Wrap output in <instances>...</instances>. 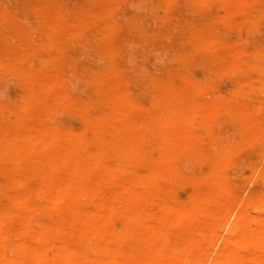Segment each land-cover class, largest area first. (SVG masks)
I'll return each mask as SVG.
<instances>
[{"label": "bare ground", "instance_id": "1", "mask_svg": "<svg viewBox=\"0 0 264 264\" xmlns=\"http://www.w3.org/2000/svg\"><path fill=\"white\" fill-rule=\"evenodd\" d=\"M31 1L32 5H37L35 0ZM185 1L188 2V6L180 7L178 0H145L149 7L154 8L155 5L160 9L151 15L164 24L158 30H152L149 22L137 14H120V11L111 9L106 13L107 22L76 24L77 31L72 33L67 43L54 38L55 33L64 27L59 21L50 20L43 13L35 12L32 17H38L43 24L40 39L35 41L28 33L19 42L26 55H36L39 60L34 67L35 71L43 70L50 62L46 51L53 49L64 52L72 46L89 43L103 46V58L111 67H120L113 58L114 54L118 53L123 59H128L130 53H133L141 67L149 71L154 70L156 61H165L166 71L170 75L177 73L176 68L180 63L184 65V72L188 73L191 68L187 62L188 56L200 52H209L207 61L211 66L216 65L222 70L226 68L223 62L226 54L233 56L236 59L235 63L244 60L242 55L245 50L231 47L222 50L218 46L219 41H210L200 31L202 24L197 14L201 9L211 7L214 2L227 3L243 13L255 8L256 4L252 0ZM170 11L178 12L176 18L169 15ZM69 12L70 9L60 11L58 19L66 20L67 23L70 21V24L75 23L69 18ZM187 13L195 15L188 17ZM261 14L264 17V10ZM120 15L124 19L121 20ZM230 16L231 11L228 8L224 12L218 11L212 23L235 28L236 23ZM4 24L0 23V29L4 28L6 25ZM121 24L127 25L129 30L121 35L122 45L116 47L111 43L115 32L108 30L115 29ZM14 32L16 33L15 29ZM191 33H196V37H190ZM37 42L38 45L35 44ZM12 59V62L25 66L30 63L29 60L22 61L17 57ZM80 62L77 58L73 60L74 65ZM248 66L253 68L255 64H247V61H244L241 69ZM102 70V67H88L85 75H82L85 82L93 83L94 91L90 100L84 104L77 103L62 93L63 86H59L62 76L55 75L51 80H43L42 90L35 88L18 109L11 110L13 114L8 117L0 114V158L12 156L18 161V169L26 173L29 181L30 178L41 177L38 194L43 200L40 208L42 214L47 213L46 200L52 201L54 207L62 201H67L71 208V214L63 218L60 225L42 227L36 224L32 207L25 201L23 203L25 210L19 218L28 241L22 236L14 237L15 246H10L13 248V258L7 257V249L0 244V264H6L5 260L10 264H201L192 263L187 255L201 247L198 239L190 232L197 230L200 237L207 240L218 231L216 228L219 221L229 210L228 204L233 195L226 186L227 178L223 167L221 168L215 161L211 163V170L218 174L216 191L214 196L209 194L202 196L203 205L192 202L187 205L162 195L161 192L168 189L170 182L181 184L188 181L180 172L182 170L176 162V155L182 153L206 155L211 152H208L206 145H217L223 150L225 141L207 134L197 135L193 128L197 125L205 127L206 114L209 112L218 117L232 114L236 111L235 103L221 98L209 105L195 102L192 108H184L179 104L181 102H177L181 93L155 76L149 80L153 87L150 104L137 101L130 93L109 96L104 90L105 83L97 79L98 73ZM73 74L81 76L77 72ZM188 84L190 94H196L200 88L197 80L191 76ZM203 87L216 89L213 83H206ZM48 92L53 93L50 107L45 104ZM58 109L75 115L81 120L82 129L73 127L61 129L46 124L37 126L27 121L35 114L46 112L49 113L50 120H54V113ZM133 111H139L141 117L134 118ZM140 130L144 132L140 133ZM250 130L248 134H251ZM255 136L247 137L245 141L237 139L228 143L227 155L238 154L242 148L240 143L250 144ZM224 154L226 155L225 152ZM28 161H33L31 168L25 166ZM0 171L5 170L0 168ZM141 171L147 172L145 178L140 175ZM99 172L106 175L105 186L114 187L118 195L107 192L98 185L94 175ZM126 176L130 178H123ZM27 185L28 188H32L30 183ZM146 204H150L152 212L142 216V209ZM84 205L90 210L83 209ZM249 206L247 203L237 212L236 219L229 225V236L223 239L221 251L210 264H264V215L253 216ZM125 209H128V212L124 216V224L121 223L122 228L119 229L112 223V217L124 215ZM137 223L148 227L142 236L130 228ZM175 223L182 226L178 232L171 230V225ZM7 235L0 224V238ZM69 236L81 239L86 248L84 250L71 248L68 245ZM216 237L218 238V235ZM124 238L139 239L152 246L151 251L149 246L147 252L141 247L125 249L120 243ZM95 240L102 242L98 245L99 249L95 248L93 243ZM171 242L177 243L173 246ZM168 243L173 247H169ZM201 250L203 252V249ZM95 251L105 255L106 260L96 258L93 255Z\"/></svg>", "mask_w": 264, "mask_h": 264}, {"label": "rangeland", "instance_id": "2", "mask_svg": "<svg viewBox=\"0 0 264 264\" xmlns=\"http://www.w3.org/2000/svg\"><path fill=\"white\" fill-rule=\"evenodd\" d=\"M35 1L37 5L34 6L31 0H0V23L4 22L6 24H4L3 29H0V114H3L4 117L13 114L11 110L18 109L35 88L42 90L43 80H51L55 75L62 76L59 84V86H63L61 88L62 93L77 103H86L94 93L92 90L93 83L85 82L82 79V75H85L88 67L93 66L103 68L98 73L97 79L105 83L104 90L109 96H121L130 93L137 101L150 104L152 102L153 87L149 83V80L155 76L158 80L169 83L171 87L181 93L180 97L177 98V102H181L179 104L184 108H192L195 102H202L209 105L214 100L221 98H224L227 102L235 103L236 111L232 114L218 117L209 112V114H206V125L208 128H206V125L205 127L204 125H197L193 128L197 135L207 134L210 137L220 138L225 141L223 150H220L222 148L217 145H206L208 152L211 151L209 154L192 155L182 153L176 155V162L182 170L180 172L184 174L188 181L181 184L170 182L168 183V189L161 192L162 195L172 197L176 201L187 205L191 204V202L203 205L204 203L201 201L202 196L204 194L214 196L216 191V178L218 174L211 170V163L215 161L221 168L223 167L225 177L227 178L226 186L233 195L231 202H229L230 204H228L230 205L229 210L224 214L221 221H219L220 223L216 228L218 231H215L216 234H213L214 237L213 235L208 237L210 240H203L197 230L190 232L194 238L198 239L201 247L200 249L187 253L192 263L210 264L221 251L220 248H222L223 239L229 236V225L236 219L237 212L245 204H250L249 210L253 216L258 215V217H263L262 215H264V17L261 14L262 10H264V0H252L256 4V7L246 13L238 12L235 7H231L223 2H214L211 7L201 9L197 14L202 24L200 31L210 41H219L218 46L222 50H227L229 47L236 48L237 50H245L242 55V59L244 60L235 63L234 61L236 59L226 54L223 61L226 68L222 70L216 65L211 66L207 61V57L210 56L209 52H200V54H191L188 56L187 62L191 67L188 73L184 72V65L180 63L177 65V73L175 75L167 73V64L161 60L155 62L153 71L143 69L135 59L133 53H130L131 55L128 59H123L118 53L114 54L113 58L120 64V67H111L107 64V60L103 58V46L92 45L91 43L86 45L78 44L66 49L64 52L53 49L48 50L45 54L50 58V62L43 67V70L35 71L34 67L39 60L36 55H26V51L19 42L28 33L35 41L40 39L43 24L38 17H32L35 12H41L48 19L56 22L59 21L64 26L54 35L55 39L64 43L70 41L72 33L77 31V27L75 28L76 24L83 23L87 25L92 22H107L108 14L106 13L111 9L120 11V14H137L149 22L152 30H158L164 26L163 23L151 17L154 11H160L158 6L154 5V8L149 7L145 0ZM178 1L181 5L180 7L182 5L188 6L187 1ZM227 8L231 11L230 19L236 23L235 28L212 23V19L218 11L224 12ZM64 9H70L71 12L68 13V16L75 23L70 24V21L67 23L66 20L58 19L59 12ZM177 14L178 12L172 13L170 11L169 13V15L174 17ZM194 15L187 13L188 17H194ZM119 18L121 20L124 19L122 15ZM128 30L129 27L125 24L117 25L115 29L108 30L109 32H115L111 38L112 45L116 47L121 46L123 43L121 35ZM189 35L190 37L193 36L192 38L196 37V33ZM35 44L38 45V42ZM15 57L21 58L22 61L29 60L30 63H27L29 67L21 63L12 62V58ZM75 58L81 61L78 65H74L73 63ZM244 61H247V64L253 63L255 66L253 68L248 66L241 69ZM73 72H77L81 76H74ZM191 76L197 80L200 86L196 94H190L189 92L190 86L188 81ZM206 83H213L216 89H206L203 87ZM47 98L45 104L50 107L53 102V93L48 92ZM100 110L98 109V111ZM132 116L139 118L141 114L139 111H133ZM49 117V113L46 112L44 114H35L28 118L27 121L32 125L40 126L46 124L47 126H56L61 129H67L69 127L82 129L83 127L81 120L75 115L61 109L55 111L54 120H50ZM243 120L247 121L244 122ZM248 130H250L249 132L251 134H248ZM139 132L143 133L144 131L140 130ZM252 134L256 135V139L254 138L250 144L240 143L242 148H240L238 154L227 155L228 143L237 139L245 141L247 137L253 136ZM17 163L18 161H15L10 155H6L5 158H0V168L5 170L0 171V224L3 231L8 234L5 238H0V244L2 246L4 245L7 249V257L9 258L14 257L12 247L15 246L14 237L16 235L25 237L28 241L23 224L19 218L25 210L23 205L25 201L32 207L31 211L33 217L36 219V224L42 227L60 225L62 219L67 218L71 214L69 202L62 201L54 207L53 202L47 200L45 201L47 213L42 214L40 208L43 200L38 194V185L41 182V177H36L35 179L30 178L29 181V178L25 175L26 173L18 169ZM32 165L33 161L25 163V166L28 168H31ZM146 174V171L140 172L143 178L146 177ZM94 177L97 178L98 185L102 189L118 195V191L114 187L105 186L104 180L106 175L103 172L97 173ZM123 178L127 179L130 177L126 176ZM198 181L202 184H199ZM27 183H30L32 188H28ZM192 196L194 198H191ZM82 208L90 210L86 205L82 206ZM124 212V215H114L112 217V223L119 229L124 224V216L127 214L128 209H125ZM151 212L150 204H146L144 205V209H142L141 215L146 216ZM11 221L12 223H10ZM175 224L171 225L172 232H178L182 229V226ZM9 227L11 229L13 228L14 234L13 230ZM146 227V225L137 223L130 228L142 236L148 229ZM19 229L22 233H20ZM217 235L218 238L216 237ZM69 237L68 245L71 248L78 250H84L86 248V244L81 239ZM206 241L211 242L207 243ZM32 242L34 244L36 243L34 240ZM93 243L96 246L95 248L99 249L98 245L102 242L99 243L95 240ZM120 243L128 250L141 247L147 252L148 246L149 249L152 248V246L135 238H124ZM175 243L177 242H171L173 246ZM171 244L168 243V246L173 247ZM201 249H203V252ZM93 255L100 259L103 258L106 260L107 258L98 251H95ZM4 262L10 264L7 260Z\"/></svg>", "mask_w": 264, "mask_h": 264}]
</instances>
